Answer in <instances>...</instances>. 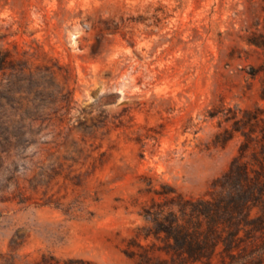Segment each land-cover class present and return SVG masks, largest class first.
I'll use <instances>...</instances> for the list:
<instances>
[{
    "label": "rangeland",
    "instance_id": "rangeland-1",
    "mask_svg": "<svg viewBox=\"0 0 264 264\" xmlns=\"http://www.w3.org/2000/svg\"><path fill=\"white\" fill-rule=\"evenodd\" d=\"M261 35L264 0H0V264L162 257L152 198L220 190Z\"/></svg>",
    "mask_w": 264,
    "mask_h": 264
},
{
    "label": "trees",
    "instance_id": "trees-1",
    "mask_svg": "<svg viewBox=\"0 0 264 264\" xmlns=\"http://www.w3.org/2000/svg\"><path fill=\"white\" fill-rule=\"evenodd\" d=\"M123 20L106 18L99 30L113 32ZM247 42L264 48V35ZM13 60L10 50L0 49V69ZM260 96L264 99V82ZM216 113L243 136L238 153L212 187L220 190L200 196L173 187L158 192L163 199L152 198V220L162 235L157 249L163 256L155 258L147 250L140 264H264V108L220 105L210 116Z\"/></svg>",
    "mask_w": 264,
    "mask_h": 264
}]
</instances>
